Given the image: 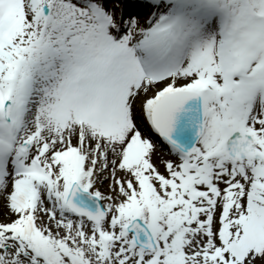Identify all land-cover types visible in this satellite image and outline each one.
Here are the masks:
<instances>
[{
  "label": "snow or ice",
  "instance_id": "snow-or-ice-1",
  "mask_svg": "<svg viewBox=\"0 0 264 264\" xmlns=\"http://www.w3.org/2000/svg\"><path fill=\"white\" fill-rule=\"evenodd\" d=\"M0 264H264V0H0Z\"/></svg>",
  "mask_w": 264,
  "mask_h": 264
}]
</instances>
